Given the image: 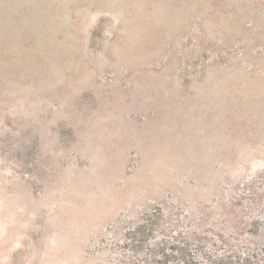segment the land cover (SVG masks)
<instances>
[{"label":"rangeland","instance_id":"374dc122","mask_svg":"<svg viewBox=\"0 0 264 264\" xmlns=\"http://www.w3.org/2000/svg\"><path fill=\"white\" fill-rule=\"evenodd\" d=\"M0 264H264V0H0Z\"/></svg>","mask_w":264,"mask_h":264}]
</instances>
